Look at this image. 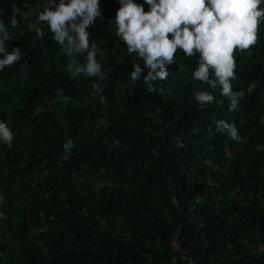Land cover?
Returning <instances> with one entry per match:
<instances>
[{"label":"trees","instance_id":"1","mask_svg":"<svg viewBox=\"0 0 264 264\" xmlns=\"http://www.w3.org/2000/svg\"><path fill=\"white\" fill-rule=\"evenodd\" d=\"M14 2L31 13L17 14L23 35L10 26ZM46 2L0 0L5 43L22 55L0 71V119L14 133L11 148L0 141V264H264V18L257 43L234 52L233 90L245 96L230 112L192 78L198 54L178 49L155 92L143 76L133 85L143 61L115 35L118 0H100L88 29L106 78L72 77L48 25L43 39L25 26ZM201 90L215 96L203 109Z\"/></svg>","mask_w":264,"mask_h":264},{"label":"clouds","instance_id":"2","mask_svg":"<svg viewBox=\"0 0 264 264\" xmlns=\"http://www.w3.org/2000/svg\"><path fill=\"white\" fill-rule=\"evenodd\" d=\"M118 3L120 7L113 23L115 35L127 45L129 54H135L143 61V66L133 63L134 70L130 73L133 85L143 76L147 91L155 92L154 82L168 78V67L176 63L179 49L187 57L198 54L192 78L211 90L219 89L220 95L229 101L230 112L238 109L245 91L233 90L232 82L238 79L234 52L239 49L243 54L257 43L259 25L264 18V0H143L141 3L118 0ZM2 13L3 9H0V15ZM17 14L26 20L31 13L22 12L15 2L12 5L10 26L23 35L20 27L23 21ZM101 15L100 0H59V3L47 0L43 10L38 12L36 22L25 26L43 39L44 31L38 25L47 24L53 41L70 58L68 71L71 76L83 74L102 81L106 77L97 55L102 56L104 52L95 42L90 43L91 32L88 30ZM12 39L9 24L0 19V71L14 67L22 60L20 47L8 50L5 42ZM80 54H86L83 63L76 59ZM26 65L27 61L21 65L22 72ZM144 68L148 70L147 75H143ZM92 87L99 90L96 83ZM194 98L201 109L215 100L208 90L196 91ZM100 100L105 102L103 96ZM215 124L217 132H227L232 140H241L234 123L218 120ZM13 139L14 133L8 122L0 119V141L11 148ZM113 143L119 145L118 140ZM63 147L69 151L74 147V141L67 139Z\"/></svg>","mask_w":264,"mask_h":264}]
</instances>
